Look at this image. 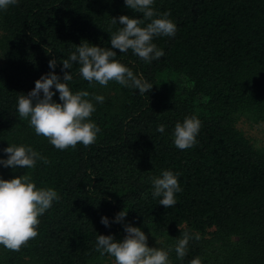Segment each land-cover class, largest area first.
I'll use <instances>...</instances> for the list:
<instances>
[{
	"label": "trees",
	"instance_id": "obj_1",
	"mask_svg": "<svg viewBox=\"0 0 264 264\" xmlns=\"http://www.w3.org/2000/svg\"><path fill=\"white\" fill-rule=\"evenodd\" d=\"M152 7L154 18L170 12L177 31L153 38L164 56L151 63L111 47L120 16L143 19L124 0H18L0 10V160L12 145L48 160L32 169L0 164V179L29 175L37 188L59 195L39 217L35 239L19 252L0 246V264H115L96 251L97 236L122 241L125 225L160 240L170 264L197 257L202 264H264V140L255 143L239 126L241 119L264 121V0H154ZM84 42L115 51L152 90L140 95L115 81L90 86L78 63L61 71ZM49 60L57 62L61 82L70 72L73 93H90L96 109L90 119L101 131L88 147L58 150L19 116V95L53 71ZM167 74L183 76V85L171 86ZM51 90L53 102L62 103ZM192 116L201 122L197 143L179 150L175 125ZM163 170L179 174L182 188L167 209L162 197L153 198L150 179ZM121 211L125 220L113 223ZM185 232L192 239L181 260L175 247Z\"/></svg>",
	"mask_w": 264,
	"mask_h": 264
},
{
	"label": "clouds",
	"instance_id": "obj_2",
	"mask_svg": "<svg viewBox=\"0 0 264 264\" xmlns=\"http://www.w3.org/2000/svg\"><path fill=\"white\" fill-rule=\"evenodd\" d=\"M18 0H0V10H7ZM127 8L143 14V19H133L128 16L119 17L122 27L111 36L112 49L120 53L131 50L141 60L151 63L164 56L163 50L154 44V37H174L177 31L176 24L168 17L170 12L158 16L153 9L154 0H124ZM145 21H150L141 27ZM117 24V19H112ZM117 53L111 49L92 46L84 42L77 46L76 51L65 59L63 68L70 69L73 63L80 65L78 72L82 78L94 86V82L107 86L110 81H115L121 86L139 90V94L149 93L153 85L138 78L133 71L115 59ZM55 60H49V68L53 71L41 76L35 82V88L27 95L18 97L17 111L21 119L29 121V126L34 128L35 134L43 136L58 150L75 149L78 144L88 147L96 142L97 134L101 129L91 121L95 112L94 104L88 91L73 93L67 82L73 79L70 72H64L63 82L55 74ZM59 93L62 103L53 102ZM41 93L43 97L41 98ZM96 102L103 103L104 97L94 95ZM201 127L200 120L195 117H186L183 123H176L174 128V144L179 150H187L197 143L196 136ZM164 125L157 131L163 133ZM7 154L6 160H0L6 168L22 167L32 169L37 160L47 164V158L34 151L31 147L9 146L3 149ZM177 173L163 170L159 177H151L153 198L162 197L159 201L166 209L174 207L177 203L175 194L182 191ZM88 191H93L89 186ZM53 201H59L58 193L52 188H37L29 175H23L11 180L0 179V246L9 251L19 252L22 247L38 236L39 217L52 207ZM127 212L117 214L113 223H122ZM105 227H110L107 217L101 218ZM126 236L122 241H117L113 236L98 235L96 251L101 256L114 257L115 264H170L169 252L161 248H150L147 236L138 227L125 225ZM192 237L185 232L178 239L175 247L177 257L181 260L187 255V245ZM199 240V235L195 236ZM190 264H202L197 257Z\"/></svg>",
	"mask_w": 264,
	"mask_h": 264
},
{
	"label": "rangeland",
	"instance_id": "obj_3",
	"mask_svg": "<svg viewBox=\"0 0 264 264\" xmlns=\"http://www.w3.org/2000/svg\"><path fill=\"white\" fill-rule=\"evenodd\" d=\"M166 81L171 86L175 88H180L183 85L185 78L181 75L167 74ZM239 126L255 143L258 144V142L264 140V121L259 123H253L248 119H241L239 121ZM144 234L147 236V244L150 248L163 249V247L159 245L160 240L154 238L153 236H149L146 233Z\"/></svg>",
	"mask_w": 264,
	"mask_h": 264
}]
</instances>
